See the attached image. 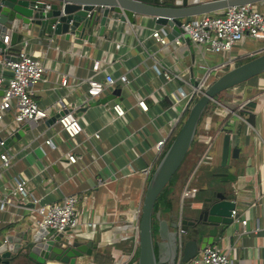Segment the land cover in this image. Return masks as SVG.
Returning <instances> with one entry per match:
<instances>
[{
  "label": "crops",
  "instance_id": "1",
  "mask_svg": "<svg viewBox=\"0 0 264 264\" xmlns=\"http://www.w3.org/2000/svg\"><path fill=\"white\" fill-rule=\"evenodd\" d=\"M157 2L155 5L175 6L182 0ZM254 4L264 14V1ZM161 27L164 26L151 16H138L133 25L119 16L111 30V39L100 35L98 28L90 36L83 39L73 36L71 40L64 35L40 36L39 29L34 28L24 32L22 39L29 40L28 52L46 67L45 80L33 90L34 98L49 109V117L25 130L13 144L0 147V154L8 150L12 157V165L0 175V190L12 192L14 177L22 173L29 178L30 191L43 196L46 202L77 195L81 224L76 231L83 233L77 239L94 240L98 245L93 258L97 264L137 263V227L146 187L187 112L184 111L186 98L180 91L190 93L191 83L208 73L213 75L210 82L215 80L221 70L215 71L217 65L230 56L236 58L237 66L264 53L260 52L264 42L249 37L231 52L221 54L205 51L186 37L182 45H176L173 39L179 32L169 26L164 27L169 44L162 45L151 37L153 29ZM20 47V43L11 46L9 53L16 55ZM97 61L100 70L95 74L93 66ZM155 66L170 69L178 77L167 81ZM109 74L116 79L126 74L130 82L117 81L96 99H91L87 79L94 77L105 83ZM64 76L69 80L67 86L61 85ZM114 93L106 104L99 103ZM142 99L148 111L138 105ZM244 100L247 104L242 109ZM116 103L125 110L123 117L116 116L112 108ZM213 103L200 123L184 163L189 161L192 168L184 191L195 190L189 196L182 195L173 212L162 213V217L171 224L176 217L189 214V204L203 197L210 185L233 192L236 209L241 218L247 219V225L244 228L240 222H234L227 232L216 238L215 244L229 253L232 264H264V74L230 89L223 99L216 98ZM87 105L90 106L82 109ZM64 106L73 111L82 124L83 132L75 139L61 132L57 122ZM11 123L13 114L9 112L0 122V137L9 138ZM226 133L231 134L234 146L240 148V155L231 159L227 169L219 171L216 162L221 161ZM49 136L54 139V147L44 144ZM210 136L213 149L207 152ZM164 138L166 147L159 151L156 144ZM73 147L81 157L76 164L65 156ZM145 169H150L149 175ZM221 173L228 175L219 176ZM212 177H218V182L214 183ZM16 196L22 199L19 194ZM11 209L9 213H2L3 216L0 212V219L5 221L0 223V235L18 229L16 224L25 227L27 223L26 218H17L20 213L28 217L27 210ZM244 229L248 232L243 233ZM155 245L160 259L166 261L169 257L167 243L156 237ZM88 261L91 260H84ZM13 264L33 262L21 257ZM176 264L193 262L177 261Z\"/></svg>",
  "mask_w": 264,
  "mask_h": 264
},
{
  "label": "water",
  "instance_id": "2",
  "mask_svg": "<svg viewBox=\"0 0 264 264\" xmlns=\"http://www.w3.org/2000/svg\"><path fill=\"white\" fill-rule=\"evenodd\" d=\"M261 1L264 0H182L175 6H161L142 0H0V55L6 60H18L16 55L5 51V37L9 36L10 45L14 46L22 41L26 32H31L34 28L39 29L40 36L64 35L67 40H71L73 36L83 39L98 28L100 35L111 39V30L115 28L119 16L133 25L138 16L145 15L156 18L159 25L169 26L180 32L183 20L190 17ZM186 39H189V35H186ZM262 74L264 53L231 67L217 77L190 107L146 187L138 225V264H176L177 261L188 263L206 246L214 244L216 238L234 224L232 211L236 209V201L232 198L233 192L221 190L214 185L206 188L203 197L189 204V214L176 217L174 223L170 224L162 217V212L158 211L155 215L158 222L156 234L153 229L154 207L161 192L185 162L207 106L216 101L220 93ZM0 94H3V90H0ZM114 96L115 93L101 99L99 103L106 104ZM88 106L90 105L82 109ZM27 128L25 125L15 132L6 140V144L11 145L20 139ZM211 139L210 136L208 141ZM239 155L240 148L234 146L231 134L226 133L221 164L228 166L231 159L238 158ZM226 175L228 174H219ZM180 236L181 246L178 241ZM156 237L167 243L169 257L166 261L159 257ZM4 239L0 244V264H13L21 257L32 260L33 264H78L85 259L91 260L87 264H97L93 258L98 245L92 239H75L71 242L64 233L45 228L34 231L27 225L5 232Z\"/></svg>",
  "mask_w": 264,
  "mask_h": 264
},
{
  "label": "built area",
  "instance_id": "3",
  "mask_svg": "<svg viewBox=\"0 0 264 264\" xmlns=\"http://www.w3.org/2000/svg\"><path fill=\"white\" fill-rule=\"evenodd\" d=\"M200 16L201 17L196 16L183 20L180 27L181 31L178 36L173 39L176 45H182L183 39L186 35H189V41L204 48L205 51L221 54L231 52L236 45L248 37L253 40L264 42V14L256 8L254 3L231 6L221 11ZM164 27L153 29L151 37L160 44L167 45L169 44L168 31ZM4 43L6 44L5 51L9 53L11 47L9 36L5 37ZM19 43L21 47L16 54L18 60H6L3 55H0V89L3 90V94L0 98V122L4 121L5 116L9 112L13 114V123H11L12 126L9 130V137L14 135L15 132L25 125H27V129H29L37 125L40 120L43 121L49 117V109L43 107L39 101L34 98L33 90L36 84L45 80L46 67L38 57L28 52L27 46L29 45V40L24 39ZM260 52H264V45ZM250 55L252 56L253 53H250ZM227 66L235 67L236 58L230 56L227 60L219 63L215 71ZM155 69L159 74H162L167 81H172L175 77H178L172 73L170 69H160L157 66H155ZM93 70L95 74L99 73V61L94 63ZM216 73L214 75H216ZM212 76V73H208L203 77L197 78L191 83L192 90L188 94L180 91L181 95L186 98L185 112L190 109L193 103L208 88ZM68 81V77L64 76L61 85L67 86ZM117 81L122 83L130 82L126 74L120 75L117 79L110 74L106 75L105 83L96 80L94 77L87 79L89 97L91 99H96L106 88L115 85ZM246 104L247 102L244 100L241 103V108L243 109ZM138 105L144 111H148V105L144 99L139 100ZM64 108L65 109H63L62 113L57 118V122L61 126V132H64L69 139H75L83 132L82 124L73 111L66 106H64ZM112 108L117 117H123L125 115V110L120 104L116 103ZM96 137H99L98 133H96ZM6 140L7 139L0 137L1 148L6 146ZM166 143L167 139L164 138L157 142L156 148L159 151H163L166 147ZM44 144L54 147L55 143L53 137H47ZM208 145L207 152H210L213 149V143L209 142ZM76 147L71 148L65 154L68 161L72 164H76L81 158L78 153H76ZM206 156L207 155H205V157ZM11 158L8 150L0 154V175L3 169H7L12 165ZM144 172L146 175H149L150 169H145ZM11 187L12 192L0 190L1 213H9L11 210L13 211L11 208L18 207L28 211V220L31 222L25 225L29 226L34 231L45 228L55 231L56 233H64L69 237L71 242L77 239V237H82L81 235L83 233H78L76 231L81 224V215L77 206V195H67L61 201L46 202L43 196L36 195L30 191L29 178L22 173L14 177V183ZM193 190L195 189H186L183 193L184 197L189 196ZM16 194H19L22 199L20 200ZM232 217L234 218V222H240L245 228L248 221L245 218H241L239 210L234 209L232 211ZM17 218L23 220L27 217L20 213ZM0 223H5L4 219H0ZM247 232V229L243 230V233ZM4 240L5 239H3V241ZM178 241L181 246V236ZM189 262H193V264H232L229 253L215 243L206 246Z\"/></svg>",
  "mask_w": 264,
  "mask_h": 264
},
{
  "label": "trees",
  "instance_id": "4",
  "mask_svg": "<svg viewBox=\"0 0 264 264\" xmlns=\"http://www.w3.org/2000/svg\"><path fill=\"white\" fill-rule=\"evenodd\" d=\"M148 3H152V4H157V0H144ZM248 61V60H247ZM246 62V61H244ZM243 63V62H241ZM213 102H211L205 112H204V115L202 117V120L205 118V116L211 111V108L213 107ZM188 112L189 110L185 113V116L183 118V121L185 120V118L187 117L188 115ZM201 120V121H202ZM183 123V122H182ZM175 137V135L170 139L168 145H167V148L168 146L170 145V143L172 142L173 138ZM195 142V141H194ZM194 144V143H193ZM193 146V145H192ZM166 148V150H167ZM165 153V152H164ZM190 153V151H189ZM188 153V155H189ZM187 155V157H188ZM186 157V159H187ZM185 159V160H186ZM185 163V162H184ZM184 163L182 164L181 168L177 171V173L172 177L171 181L169 182V184L164 188V190L161 192V194L159 195L156 203H155V207H154V214H153V220H154V226H153V229H154V233L156 234L157 233V230H158V222L155 218V215L158 211H161L162 213H172L173 210H174V207L175 205L177 204L176 203V199L174 198L175 197V189L176 187L178 186V184L180 183H183L185 184L187 182V179L189 178L191 172H192V168L190 169V171H188L186 174H184L182 172V168L184 166ZM190 173V174H189ZM186 181V182H185ZM137 263L138 264V252H137Z\"/></svg>",
  "mask_w": 264,
  "mask_h": 264
},
{
  "label": "rangeland",
  "instance_id": "5",
  "mask_svg": "<svg viewBox=\"0 0 264 264\" xmlns=\"http://www.w3.org/2000/svg\"><path fill=\"white\" fill-rule=\"evenodd\" d=\"M198 17H201V16H198ZM231 67L230 66H227V67H224L223 69H221L220 70V72H219V74H218V76H221L223 73H225L226 71H228L229 69H230ZM253 79V78H252ZM214 81V79L210 82V84L212 83ZM235 87H237V86H235ZM235 87H233V88H235ZM233 88H231V89H233ZM230 90V89H229ZM229 90H227V91H225V92H223V93H220L216 98L217 99H223L227 94H228V91ZM180 129V128H179ZM179 129H178V131H179ZM177 131V132H178ZM213 152H214V150H213ZM212 152V154H214ZM219 155V152L217 153V156ZM201 158V157H200ZM199 160L200 159H198V161H196V163L197 162H199ZM195 163V164H196ZM217 170H219V171H221V170H225V169H227L226 167L227 166H223L222 164H221V161H218V159H217ZM190 162L188 161L187 163H186V165H184L183 166V169H182V172L184 173V174H186L188 171H190ZM155 170V169H154ZM153 170V171H154ZM190 174V173H189ZM213 178V182L214 183H217L218 182V177H212ZM189 180H190V176H189V178L187 179V182L185 183L186 185L189 183ZM185 184H183V183H180V184H178V186L176 187V189H175V199L177 200L176 201V203L178 204L179 203V201H180V198L182 197V195H183V193H184V189H185V187H186V185ZM2 214V213H1ZM1 216H3V214L1 215ZM25 222H27V223H30L31 221L30 220H28V217L26 218V221ZM5 227H7V226H5ZM16 227H18V228H20V227H24L23 226V224H16ZM3 239H4V232H3V234H1L0 235V244L3 242Z\"/></svg>",
  "mask_w": 264,
  "mask_h": 264
},
{
  "label": "bare ground",
  "instance_id": "6",
  "mask_svg": "<svg viewBox=\"0 0 264 264\" xmlns=\"http://www.w3.org/2000/svg\"><path fill=\"white\" fill-rule=\"evenodd\" d=\"M82 263L83 264H87V263L84 262V260H81V261L78 262V264H82Z\"/></svg>",
  "mask_w": 264,
  "mask_h": 264
}]
</instances>
